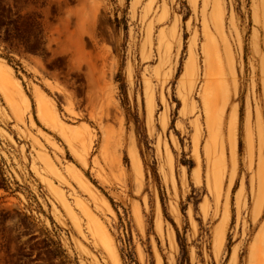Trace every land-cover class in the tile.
<instances>
[{
    "label": "rangeland",
    "instance_id": "rangeland-1",
    "mask_svg": "<svg viewBox=\"0 0 264 264\" xmlns=\"http://www.w3.org/2000/svg\"><path fill=\"white\" fill-rule=\"evenodd\" d=\"M0 72V264L262 263L264 0H0Z\"/></svg>",
    "mask_w": 264,
    "mask_h": 264
},
{
    "label": "bare ground",
    "instance_id": "bare-ground-1",
    "mask_svg": "<svg viewBox=\"0 0 264 264\" xmlns=\"http://www.w3.org/2000/svg\"><path fill=\"white\" fill-rule=\"evenodd\" d=\"M220 56V55H219ZM225 57V56H224ZM226 57L228 59V65H227V71H228V75L226 76H220L219 78H217V83H219V81H221L222 79H224L226 81L225 85L224 86H219V92H220V105H221V108H224L225 105H227V102L229 103H232L234 101V91H236V88H237V84H236V72L234 70V66H233V63H232V59L229 55V52L228 50H226ZM214 58V57H213ZM234 58V57H233ZM210 62V61H209ZM211 63V62H210ZM219 64V63H218ZM205 66V65H204ZM212 66V65H211ZM191 67H192V64L191 62L190 63H187V66H186V74L191 70ZM223 68V67H222ZM1 73V72H0ZM205 74V73H204ZM208 74V73H207ZM219 75H221V72L219 73ZM216 77V76H215ZM1 78V77H0ZM213 86V84H211ZM210 85V86H211ZM10 89V88H9ZM209 89V87H208ZM207 90V89H206ZM12 91V90H11ZM202 92V91H201ZM13 93V92H12ZM203 93V92H202ZM13 95V94H12ZM15 95V94H14ZM228 95H229V100H228ZM219 103V102H218ZM38 109L40 112L43 111V106H42V103L40 100H38ZM233 109V108H232ZM228 111V110H227ZM226 112V111H224ZM226 114V113H225ZM227 115V114H226ZM223 119V118H222ZM238 119V118H237ZM56 122V121H55ZM222 123V122H221ZM225 128V127H224ZM59 129V127H58ZM65 131V130H64ZM66 134V133H65ZM229 145H230V150H231V159L228 160L230 161V165H232V170L234 169V161H235V151H234V122L233 120L231 121V125H230V130H229ZM263 138H264V133L263 131L260 133V140L261 142H263ZM227 140V139H226ZM228 143V142H227ZM229 148V147H228ZM226 149V147H225ZM250 149V148H249ZM237 150V149H236ZM261 153H262V145H261V149H260ZM253 153V145L251 147V154ZM229 157V156H228ZM226 161V160H225ZM237 165V163H236ZM260 167H264V161L261 160L260 164H259ZM229 167V166H228ZM262 169V168H261ZM90 224L93 225V226H96V223L94 221H92L90 219ZM263 237V235H262ZM260 237V238H262ZM259 238V239H260ZM101 239V238H100ZM105 240V239H104ZM106 241V240H105ZM259 241V240H258ZM262 241V240H261ZM263 242V241H262ZM99 243V242H98ZM110 243V242H109ZM107 244V243H105ZM261 244V243H259ZM264 245V243H263ZM258 247V245H257ZM258 250V249H257ZM262 263L261 264H264V257L262 258Z\"/></svg>",
    "mask_w": 264,
    "mask_h": 264
}]
</instances>
